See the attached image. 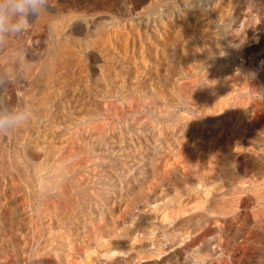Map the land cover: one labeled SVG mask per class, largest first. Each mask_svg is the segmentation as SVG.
I'll use <instances>...</instances> for the list:
<instances>
[{"label":"bare ground","instance_id":"1","mask_svg":"<svg viewBox=\"0 0 264 264\" xmlns=\"http://www.w3.org/2000/svg\"><path fill=\"white\" fill-rule=\"evenodd\" d=\"M236 1L152 0L117 15L58 10L55 18H38L48 22L49 42L30 41L27 54L23 45H6L0 109H19L25 119L0 133V245L15 238L34 264H159L163 236L169 241L174 224L198 227L207 219L202 209L220 201L221 188L202 192L204 202L189 203L192 210L179 206L175 217L167 209L157 213L159 201L172 203L170 184L162 196L155 190L163 161L168 175L171 158L206 156L195 142L204 133L190 118L206 107L197 87L224 51L210 23L227 24ZM200 24L207 25L202 32ZM218 76L207 93L225 87ZM216 102L205 118L215 133ZM250 156L264 162L258 150ZM167 252L164 264L173 260Z\"/></svg>","mask_w":264,"mask_h":264},{"label":"rangeland","instance_id":"2","mask_svg":"<svg viewBox=\"0 0 264 264\" xmlns=\"http://www.w3.org/2000/svg\"><path fill=\"white\" fill-rule=\"evenodd\" d=\"M138 1L49 0L46 11H42L39 17L50 20L55 18L54 14L58 10L63 11L64 9L63 12L75 10L88 15L98 11H109L117 15L121 11L141 9L152 0H142L141 3ZM39 17L29 16L32 26L27 31L28 35L26 33L10 35L0 44V57L8 53L6 45L11 43L23 45L21 53L27 54L25 45H28L30 41L46 43L51 40L48 22L40 24ZM33 19L34 22H32ZM35 22L38 25L33 26ZM188 22V29L195 31L194 20L189 17ZM210 24L211 30L212 28L214 31L216 29L218 40L221 41L220 44L222 43L220 46L223 45L224 51L223 55L218 56L214 62V71L212 70L208 78L197 87L198 91L208 98L206 107L196 108L199 113L197 112L194 117L190 118L192 120L190 121L195 122L194 124L204 133V136L201 135L202 138L195 142L199 144L201 151L206 156L204 158L199 155L175 156L170 160L173 167L170 168L168 175L163 171L165 161L159 165L157 175L159 185L155 192L162 196L166 191V184L169 183L171 189L167 194L172 203L167 206L162 199L158 202L157 213L160 215L167 209L166 211L169 210L171 216L175 217L177 208L184 204L189 206L187 209L192 210L189 203L204 202L202 192L211 190L215 186L221 188L223 192L220 195L224 196L216 197L217 200H220L216 205L212 206L213 204L211 205L210 202L208 207L202 209L206 211L207 219L200 222L198 227L178 228L174 224V232L168 236L169 241H167V237L163 236V240L165 239L162 244L164 251H159L158 262L164 264L162 260L165 258V252L168 251L167 253L173 260L167 264H264V162L262 164L261 162L255 163L250 156L255 150L264 155V0H237L232 10V17L227 24L219 26L215 19L213 24ZM206 27L207 25L204 24L197 26L199 32H202ZM211 30L207 29V34H211ZM1 50H3L2 53ZM218 73L217 78H220V83L225 81V87L218 93H207L208 85L213 80L212 75H218ZM215 99H217L216 103L219 109L217 119L219 125L216 126L218 134L214 132L215 126L211 123L209 125L206 120L210 118L208 110L213 108ZM150 117L154 116L150 115ZM231 119L233 120L234 137L231 136L232 139L228 142L226 131ZM127 122V124L124 122L120 124L130 127L129 119ZM205 126L209 128H204ZM116 127L118 126L116 125ZM217 136L221 138L220 140L217 138L218 142L215 138ZM235 141L236 143H234ZM228 144L229 147H226ZM213 150L218 153H213ZM207 154L212 156L207 157ZM226 158L227 160H225ZM259 176L263 179L262 183L257 184L258 186L253 185L252 181ZM233 183H235V187L232 188L230 186ZM225 198L228 201H225ZM227 202L231 204H227ZM14 240L15 238H12L10 242L0 245V264H34L33 255L20 250ZM171 242L173 243L172 248L168 249L167 243ZM95 247L97 250L98 246Z\"/></svg>","mask_w":264,"mask_h":264},{"label":"clouds","instance_id":"3","mask_svg":"<svg viewBox=\"0 0 264 264\" xmlns=\"http://www.w3.org/2000/svg\"><path fill=\"white\" fill-rule=\"evenodd\" d=\"M49 0H0V44L10 35H22L32 26L29 16L39 17ZM24 114L16 108L0 109V133L19 127Z\"/></svg>","mask_w":264,"mask_h":264}]
</instances>
